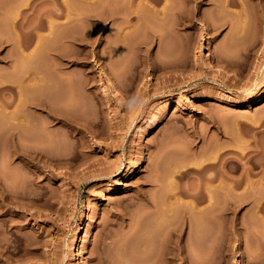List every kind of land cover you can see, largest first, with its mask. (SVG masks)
Here are the masks:
<instances>
[{"label":"rangeland","instance_id":"obj_1","mask_svg":"<svg viewBox=\"0 0 264 264\" xmlns=\"http://www.w3.org/2000/svg\"><path fill=\"white\" fill-rule=\"evenodd\" d=\"M78 1L0 0L2 67L16 58L19 67L15 39H28L29 24L46 36L34 60L43 86L31 99L47 107L22 109L33 120L19 141L52 162L17 157L13 170L0 134V185L13 194L0 199V264H165L168 256L153 258L156 236L169 237L167 215L191 247L180 258L264 264V102L234 104L264 92V0ZM62 10L81 11V26L69 18L51 30L48 20H66ZM140 162V174L122 177ZM207 188L211 203L194 196ZM78 230L80 258L72 251Z\"/></svg>","mask_w":264,"mask_h":264},{"label":"bare ground","instance_id":"obj_2","mask_svg":"<svg viewBox=\"0 0 264 264\" xmlns=\"http://www.w3.org/2000/svg\"><path fill=\"white\" fill-rule=\"evenodd\" d=\"M81 1V0H80ZM116 1H120V0H116ZM77 2H79L78 0H77ZM125 2V1H124ZM124 2H121V3H124ZM66 3V2H65ZM80 3V2H79ZM121 3H119V5H118V3H117V5L118 6H120V9L122 10V8H121ZM126 4V3H125ZM125 4H123V5H125ZM116 5V6H117ZM109 8H111V7H109ZM77 9H79V7L77 8ZM114 9H116V8H114ZM120 9H118L117 11H119V13H117V14H121L120 13ZM63 11V13H61V14H63V15H59V16H61V17H65L66 18V20L65 21H63L62 20V22H60V23H57L56 21H53V20H48V25H49V27L51 28V30H52V28L53 27H55L56 28V26H58L59 27V25L61 26V28L62 27H65V26H68V24L69 23H66L65 24V26H62L66 21H68V20H70L69 18H71V19H74V20H70L71 22H73V23H75L76 24V27L77 26H79L81 23H80V21H82L84 18L82 17V12L81 11H79L80 12V14H79V12H78V10H77V15H75L76 13H73L75 16H70L69 17V15L71 14L70 13V11H67L66 13H68V14H64V10H62ZM113 11V10H112ZM116 11V10H115ZM114 11V12H115ZM122 12V11H121ZM115 13V14H116ZM79 15H81V16H79ZM73 17V18H72ZM119 17H122V16H119ZM118 17V18H119ZM81 18H82V20H81ZM42 19H40V21H41ZM39 21V22H40ZM43 21V23L42 22H40V23H42L43 25H44V20H42ZM70 22V23H71ZM83 22V21H82ZM33 23H35V22H33ZM40 23H38V26L39 27H41V25L42 24H40ZM57 23V24H56ZM79 25H78V24ZM37 24V22L34 24V25H36ZM72 24V23H71ZM74 25V24H73ZM28 26H30V32H26L28 35H29V37H28V39L27 38H24V37H26V34L24 33V36H23V38L21 37V35H23V33L21 32V35H18V38H17V40L15 39V41H16V43H17V47H18V49L19 50H17L18 52H19V54L21 53V56L19 57V59H20V62H21V64H20V62H19V67L17 68V63H18V59L16 60H14L13 59V62H11V63H8V62H4V67H2V65H0L2 68H3V70H1L0 71V121H1V124L3 123V125H1L0 126V128H1V130H0V134H1V136L3 135L4 137H7L8 138V140H9V144L11 145H8V146H10L11 147V150L9 149V147H8V150H10L9 152H10V164H11V168L13 169V170H15V167H17L16 165H15V161H16V158L17 157H24V158H26V157H31V160H32V162H33V164L34 165H38L39 167L40 166H42L43 164H41V163H44V165H46V164H52V162L50 161L49 162V160L48 159H45V160H43L42 158H41V154H42V152H40V150L39 151H37L36 149H32V150H34V155H30V153L27 151V150H25L26 148L25 147H27V146H23L24 144L23 143H20V141H21V138L20 137H22V134H25V133H23V131H24V129L27 131V130H29V128H31L30 127V125H31V123H32V120L33 119H31L30 118V112H29V114L27 113L29 110V106H31V105H33L32 104V101L34 102V100H32L31 99V96H34L33 94L35 93H37V91H35V89L37 88V89H39L38 88V86L40 87L41 86V84L42 83H40V85H38L37 86V84H38V75H39V73L37 72V69H36V67L34 66V65H37L36 63H37V61H36V63H34V60L35 59H37L36 57V55H39L40 54V52H43V54L45 53L44 51H45V49L43 48L44 46H46V41H45V38H46V36L44 37V36H42L39 32H38V29H33V27H36V26H31L30 24L28 25ZM37 26V27H38ZM81 26V25H80ZM79 26V27H80ZM25 27H27V26H25ZM24 27V28H25ZM32 28V29H31ZM26 29V28H25ZM27 30H29V29H27ZM31 32H33V35H32V33ZM30 33V34H29ZM18 34H19V31H18ZM30 36H31V38H32V36H34L33 37V39H35V37H36V45L34 46V48H32L31 49V44H32V41H33V39H32V41H31V39H30ZM72 37V36H71ZM68 38H70V37H67L66 36V40L68 39ZM78 37L77 36H75L74 37V40H76ZM2 40H5V39H1V41ZM73 40V39H72ZM0 41V42H1ZM5 42V41H4ZM16 43H15V48L17 49V47H16ZM33 44H34V41H33ZM40 48V50L43 48V50H39L38 52H36V50L37 49H39ZM31 50H30V49ZM46 48V47H45ZM48 48V47H47ZM47 48H46V50H47ZM49 50V49H48ZM36 53H39V54H36ZM24 61V64H22L23 63V61ZM209 59H211V56H209ZM4 60V59H3ZM12 61V60H11ZM14 61H16V63L14 62ZM23 65H24V68H22L23 67ZM0 67V68H1ZM18 69L20 70V72L21 71H23V72H21V75L19 74V71H18ZM22 69V70H21ZM39 71V70H38ZM37 73H38V75H37ZM41 73V72H40ZM44 75L45 74H43V76L41 77V79H40V81L42 80V79H44ZM40 76H41V74H40ZM40 78V77H39ZM44 84H45V79H44ZM113 84V83H112ZM37 86V87H36ZM42 86H43V84H42ZM41 88V87H40ZM114 88H115V91H114V93L116 94V95H119V96H121L122 95V93H121V90H120V88L118 87V85L117 84H115L114 83ZM36 89V90H37ZM114 94V95H115ZM173 96V94H170V97H172ZM37 102L38 101H36V104H34V105H41V106H44V108L46 109V107L47 106H45L46 105V103H45V101H42L41 103H38L37 104ZM262 102H264V92H262V93H260L259 95H257L256 97H253V98H251V99H244V100H241V101H234V104L235 105H238V106H243V107H252V106H255V105H257V104H260V103H262ZM33 105V106H34ZM184 105H183V103H182V101H179L178 102V106L176 107V108H182ZM36 107V106H35ZM49 107V106H48ZM23 108H26L25 110H27V112L25 111V110H22ZM31 108V107H30ZM51 114L53 113V115H55L56 117L55 118H59V120H68L70 123H74L75 125L76 124H78V122H76V120H74V119H72V118H68V117H64V115L63 114H59V113H54L53 111H51L50 112ZM52 115V117H54ZM164 116V115H163ZM61 118V119H60ZM31 119V120H30ZM161 119L162 118H158V119H155L153 122H152V124L148 127V131H147V133L146 134H151V133H153L158 127H159V125L161 124ZM3 121V122H2ZM5 123V124H4ZM77 126V125H76ZM27 127H29V128H27ZM79 131H80V129L79 128H77ZM2 131V132H1ZM25 132V131H24ZM24 136V135H23ZM20 139H19V138ZM2 138V137H1ZM19 142H18V141ZM5 142H6V139H5ZM22 142V141H21ZM8 143V142H7ZM20 144H21V146H20ZM23 144V145H22ZM25 148V149H24ZM2 160V159H1ZM176 166V165H175ZM175 166H174V168L173 169H175L176 170V168H175ZM40 169V168H39ZM172 169V170H173ZM1 170H3V169H1ZM142 170H143V164H142V162H140V164L139 165H137V168L136 169H132V170H129V169H126V170H124V171H122V173H123V178H127V177H129V176H132V175H137V174H140V172H142ZM12 171V170H11ZM177 172H178V170H176ZM13 173V172H12ZM175 173V171H173V174ZM176 174V173H175ZM172 175V174H171ZM1 176V175H0ZM15 176H17L16 175V173H15V171H14V173H13V177L15 178V180L17 179ZM3 178V177H2ZM15 180H13V181H15ZM177 178H176V175H175V177H174V179H170V184L171 183H176L177 182ZM240 179H238V182H236V183H240L241 181H239ZM13 181H11V182H13ZM17 181H18V179H17ZM234 181H237V180H234ZM1 182H2V180H1ZM235 183V184H236ZM1 184V183H0ZM15 184V183H14ZM177 184V183H176ZM16 185H17V182H16ZM233 184H230L228 187L230 188L229 190H231L232 189V186ZM237 185H240V184H237ZM8 186V185H7ZM232 186V187H231ZM9 187V186H8ZM239 187V186H238ZM223 188H226V187H222V189ZM235 188V187H234ZM233 188V189H234ZM14 189V188H13ZM16 189V188H15ZM208 190L206 191L205 190V192L203 191H200V193H199V191H194L193 189H190V190H192L194 193L196 192V194L194 195V193L192 192V193H190L189 191H187V192H189L188 193V195L190 194V195H194V196H197L196 198L198 199H203V198H207V199H209L210 201V203L211 202H213L212 201V199L213 200H215L214 198L216 197H214L213 196V192H212V194H211V191L209 190V188H207ZM211 189V188H210ZM4 190H5V187L2 185H0V199H1V196L3 195L2 193H4ZM8 190V189H7ZM12 190V189H11ZM197 190H199V189H197ZM225 190V189H224ZM228 189H226V192H228L227 191ZM234 191H235V189H234ZM10 192H13V191H10ZM187 192L185 193V194H187ZM202 192V193H201ZM232 192H233V190H232ZM231 192V193H232ZM5 193H8L9 194V191H7V192H5ZM4 193V194H5ZM14 193H16L17 194V192H14ZM229 193V192H228ZM10 194H12V193H10ZM10 194H9V196H10ZM224 194V193H223ZM235 194V193H234ZM234 194L232 193V195L234 196ZM239 194H240V192H239ZM13 195V194H12ZM215 195V194H214ZM230 195V194H229ZM232 195H230V196H232ZM238 198H239V196H238V194H235ZM241 196H242V194H240ZM194 196L193 197H191V198H194ZM221 196V198H222V194L220 195ZM226 196H228V194L226 193ZM226 196H225V194H224V196H223V198L225 197L226 198ZM240 196V197H241ZM6 197H7V195H6ZM13 197V196H12ZM214 197V198H213ZM229 197V196H228ZM14 198V197H13ZM220 197H219V199H221ZM237 198V199H238ZM242 198V197H241ZM5 199H7V198H5ZM4 199V200H5ZM235 197H234V201H235ZM236 199V200H237ZM192 200V199H191ZM222 200H224V199H222ZM229 200V199H228ZM228 200H225V202L227 201L228 202ZM233 200V199H232ZM240 200V199H239ZM238 200V202H240ZM190 201V200H189ZM203 201H205V199L204 200H202L201 202H203ZM196 202H198V201H195L194 203H196ZM200 202V203H201ZM225 202H222L221 204H223V205H226V204H224ZM231 202V201H230ZM237 202V201H236ZM192 203H193V201H192ZM193 203V205H192V207L194 208V210L196 209L197 210V207L198 206H196L195 204ZM190 204L191 203H188V205L190 206ZM228 204V203H227ZM222 205V206H223ZM235 205V204H234ZM233 205V206H234ZM221 206V208H223V209H225L226 210V206H225V208L224 207H222ZM229 206H230V204H229ZM236 206V205H235ZM196 207V208H195ZM219 208H220V206H219ZM230 208V207H229ZM229 208H227V209H229ZM164 210H166V211H164ZM163 210V212H166V213H168L169 212V215L171 214L170 212H171V210H170V207L168 206L167 207V209H164ZM193 211V210H192ZM191 211V212H192ZM227 211V210H226ZM193 212H195V211H193ZM192 212V213H193ZM223 212H225L224 210L222 211V212H220V213H222L223 214ZM197 212H195V214H196ZM203 212H201V218H202V216L204 215L206 218L209 216L208 215V213H207V215H206V213L205 214H202ZM165 215V214H164ZM221 215V214H220ZM224 215V214H223ZM166 216V215H165ZM171 216V215H170ZM222 216V215H221ZM204 217V218H205ZM223 217V216H222ZM203 218V219H204ZM83 220H85V219H87V213H84L83 214V218H82ZM165 219V218H164ZM166 219H167V221L168 220H170V222H174V221H172L171 219H170V217L167 215V217H166ZM205 220V219H204ZM204 220H203V222H204ZM163 221H165V220H163ZM169 222V221H168ZM166 223V222H162V228H164L165 230H167L168 229V231L166 232V234L167 235H169V237H167L168 239H165L164 237H161V236H159V234L157 233V231H159V232H161L162 231V234H164L163 233V230L162 229H159V223L157 224V228H156V230H155V232H156V235L158 234V236H156V237H159V238H157L158 239V244H160V248H159V252H158V256L156 257L157 259H154L153 257V260L155 261H157V262H160L159 260H158V258H160L162 255L161 254H163L165 257L166 256H168L167 258H165V264H204V262L201 260V261H199V258H193L192 259V257L191 258H189L188 257V253H187V257H188V259H186L185 257H183V259L182 258H180V255L181 254H183L184 252H186L187 251V249L188 248H186V246L187 245H185L184 243H183V240L184 239H182L183 238V235H182V232L183 231H181L182 229L180 228V230L179 229H175V227L176 228H178L177 227V225L179 226V224H177L176 225V223H175V226H174V224H173V226H172V224L169 222V223ZM161 224V223H160ZM205 224H207L206 226H208L209 227V223L207 222V223H205ZM204 224V225H205ZM165 225V226H164ZM167 228V229H166ZM182 228H183V226H182ZM93 229H94V226H91L90 227V229L88 230V235H87V237L85 238V242L86 243H88V241L90 240V235H91V233H92V231H93ZM209 233H208V230H207V235H208ZM155 234H153L152 235V238H153V236H154ZM166 235V236H167ZM207 235H203L202 237L204 238L205 237V240L202 242V239H200L199 240V242L198 243H202V244H204L203 246L205 247L204 248V250L207 252V250H208V247H209V245H208V243L209 244H211L210 243V240L208 239V236ZM163 236V235H162ZM207 236V237H206ZM155 236H154V238H156ZM201 237V238H202ZM84 241V237H83V234H82V232H80L79 230H78V232H77V234H76V237H75V239H74V244H73V247H72V251L73 252H75L77 255H79V258H80V254H81V247H80V245H81V243ZM152 241H154V240H152ZM198 241V240H197ZM196 242V241H195ZM194 242V243H195ZM205 242V243H204ZM157 243V242H156ZM155 243V244H156ZM187 244H189L188 242H187ZM196 244V243H195ZM157 246V245H156ZM189 246H190V244H189ZM188 246V247H189ZM194 246V245H193ZM197 246V245H196ZM159 247V246H158ZM198 247V246H197ZM212 247V246H211ZM211 247H209V248H211ZM192 248H194V247H192ZM196 248V247H195ZM190 249H191V247H189V249H188V252L190 251ZM198 250H200L201 251V249H199V247H198ZM203 249H202V252L204 251ZM210 251V250H209ZM157 251H155V253H156ZM154 253V254H155ZM161 253V254H160ZM191 255H192V253H191ZM160 256V257H159ZM164 256L162 257L163 259H164ZM178 257V258H177ZM161 258V260H163ZM179 259V260H178ZM155 261V262H156ZM206 264V263H205Z\"/></svg>","mask_w":264,"mask_h":264}]
</instances>
